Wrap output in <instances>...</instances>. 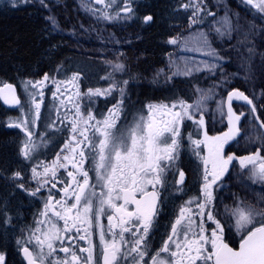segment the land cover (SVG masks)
Masks as SVG:
<instances>
[{
  "label": "snow or ice",
  "instance_id": "snow-or-ice-1",
  "mask_svg": "<svg viewBox=\"0 0 264 264\" xmlns=\"http://www.w3.org/2000/svg\"><path fill=\"white\" fill-rule=\"evenodd\" d=\"M9 2L15 8L21 0ZM22 2L29 3L30 0ZM39 2L47 7L45 0ZM95 3L108 9L116 5L117 0H95ZM243 3L260 14L264 21V0H243ZM202 4L203 0H189L181 5L185 10L192 9V23L198 22L195 18L205 10L206 6L202 7ZM120 11L133 13L130 0H124L122 8L116 13L117 17ZM103 15L105 19L113 18L107 12ZM207 15L214 16L215 13L209 11ZM49 19L55 27L54 18ZM144 19L148 22L152 17L146 16ZM216 23L220 26L215 28V32L220 37L231 38L232 32L241 28L239 23L234 28L227 14ZM260 31H264V27L251 23L243 32L239 43L246 48L248 55H242V68H246L255 55L252 40ZM177 42L178 38L168 41L170 44ZM199 43L203 55L214 61L224 59L212 47L207 34H200ZM202 64L203 69L210 72L219 67L217 63L208 61ZM114 67L117 71L124 70L121 63ZM203 69L195 68L196 71ZM193 70L188 66L183 70L177 67L172 75H190ZM105 78L111 79V74ZM49 79L45 75L43 80L23 82L29 102L35 109L34 118L31 122L19 119L8 125L20 128L28 138L21 148V155L26 160L32 159L35 147L29 123L35 125L40 117L41 104L36 102V95L43 96L42 91L32 92L29 87L40 89ZM77 80L78 76L73 75L71 81H68L77 87V101L82 96L91 100L92 97L111 96L117 91L120 99L99 119L90 106L82 110L79 102L74 103L75 116L68 121L69 136L60 152L50 164L41 161L31 168L32 180L37 182V187L27 189L24 183L17 184L29 195L35 196L45 185L51 184L52 188H56L58 183L63 182L58 177L59 169H64L71 178L70 182H64L65 187L58 189L63 193L61 198L57 199L49 190L40 213L44 219L36 221V226L29 230L28 240L24 244L17 240L27 264H264V197L255 202L241 201L237 204L230 212L234 224L231 221L228 225L222 223L213 211L216 199L214 186L228 172L233 161L238 160L240 168L248 170L246 175L252 183H264V156L260 149L241 157L225 155L224 152L225 145L238 134L236 125L244 115H237L233 111L232 101L246 102L255 114L257 108L249 96L239 89H233L227 94L228 131L220 135H209L204 130L202 109L204 100L209 98L207 94H203L194 104L183 99L170 103H149L146 114L141 112L133 117L131 123L117 127L123 112L125 89L113 81L108 88L89 89L87 93H80L75 83ZM53 82L56 90L60 91V84L64 82ZM122 83L127 85L128 81ZM0 98L6 104L20 106L21 112H24V105L12 84L3 83L0 86ZM68 100L71 101L72 97ZM61 104H65V101L61 100ZM220 111L222 116L225 115L222 107ZM197 113H201L199 119L196 118ZM256 119L259 120V117ZM185 120L192 121L199 130H203V139H193L192 133L188 134V140L194 146L193 154L202 165L200 196L190 198L180 206L170 232L161 246L152 251L150 233L160 211V188L164 187L167 174L173 169L178 173L177 184H183L185 179V173L177 166L181 127ZM54 126L55 121L49 125ZM260 128L264 129V122L260 123ZM201 146L204 151H200ZM89 160L90 169L85 168ZM38 168L43 171H38ZM90 171L95 173L94 182L89 175ZM12 178L24 180L19 171ZM70 200L72 203H69ZM193 204L198 211H193ZM101 217H106L107 227L100 222ZM59 221H63L62 226ZM8 222L10 218L5 221ZM209 222L214 225L213 228L206 227ZM229 225L235 228L240 238L238 247H232L226 241V228ZM94 235H98L99 245L92 239ZM79 241H84L87 247L79 244ZM25 244H33V247L30 249ZM58 253H63V256ZM4 260V255L0 254V264H4Z\"/></svg>",
  "mask_w": 264,
  "mask_h": 264
},
{
  "label": "flooded vegetation",
  "instance_id": "flooded-vegetation-1",
  "mask_svg": "<svg viewBox=\"0 0 264 264\" xmlns=\"http://www.w3.org/2000/svg\"><path fill=\"white\" fill-rule=\"evenodd\" d=\"M239 1L243 3V0ZM212 2L213 0H208L206 2L208 6L205 7L202 5V7L206 9L200 12L199 17L195 18L197 21H203L208 8L213 4ZM244 5L248 8V13L255 14V16H252L254 19L264 23L260 18V14L246 4ZM228 8L232 10L236 9L240 12V6L238 4H234V6L229 5ZM247 8H245V10H247ZM21 10H26L28 15L34 19H43L41 11L33 5L7 11L6 13L18 12ZM0 12H2V10H0ZM151 15L153 19L149 25H146L147 27H151L155 23V16L153 14ZM220 15L222 16V14ZM41 33L46 38L52 36L53 41L51 43L52 45L53 43L56 45L55 50H57V53L56 56L52 58L51 65L49 64V70L46 68L43 75V77L48 75L50 79L45 82L42 88L35 89L38 92L42 91L43 97H40L39 94L36 97V102L41 104L39 119L36 120L35 125L29 123V127L33 133L32 140L35 144L32 150L31 160H26L23 155H21L23 143L28 139L25 133L21 131L20 128L9 127L8 125L10 122L18 121L19 119H26L31 122L35 113L34 106L30 104V99H23L22 95H20V100L24 105V112L22 113L20 106L14 109L7 108L4 106L2 99H0V254H3L5 257L4 264H27L23 252L17 245V240H20L21 243L24 244V242L28 240L30 234L29 230L36 226V221L44 219L40 216V213L44 208L49 190L57 199L61 198L63 193L59 192L58 189L65 187L64 182H70L71 178L67 176V172H65L64 169H59L58 177L61 178L63 182L58 183L56 188H52L51 184H47L35 196L29 195L27 191L17 187V184L24 183L27 189H34L37 187V182L32 180L31 168L41 161L45 164H50L56 158L57 153L60 152L65 140L69 136L68 129L70 125L68 121L72 120L75 116L74 103L79 102L82 110L90 106L93 114L99 119L102 118V115L107 114V110L120 99L119 92L117 91L113 92L111 96H97L92 97L91 100L87 96H82L77 101L75 96L77 87H75L73 83L68 82L71 81L73 75H64L65 72H73L76 70V67L71 61L64 62L62 59L61 52L65 50V43L57 42L58 37H56V35H60L61 33H53L46 27V22ZM92 67L97 71L95 76L82 73L85 71L84 67L82 69H77L78 80L75 83L78 85L80 93H87L89 89H105L110 85L106 83L104 68L98 64H94ZM36 69H39V67ZM43 77L42 79H36V81L43 80ZM53 81L64 82L60 84V91L56 90V84ZM121 81L122 79L118 82L115 81L119 87H121L119 83ZM127 81L128 85L132 80L127 79ZM127 85L123 84V88ZM49 90H52L55 96H49ZM69 97H72L71 101L68 100ZM135 98H137L136 95H126L123 97V112L121 113L117 127L131 123L133 117L139 115L141 112L146 114L147 105L149 103H170L176 100ZM61 100L65 101V104H61ZM183 100L194 104L198 99ZM91 101H94V103ZM232 106L233 111L236 112L237 115L240 113H244V115L241 116L240 121L236 125L239 129L238 134L225 145V155L234 154L237 157L247 156L251 155L257 149H260L261 155L264 156V129L260 128V123L264 121L261 115L257 112L253 114L251 112V106L242 100L234 99L232 101ZM224 113L225 115L223 116L219 113L210 116L202 112L205 122L204 130H206L209 135H220L228 131V121L226 117L227 105ZM200 115L201 113H197L196 118L199 119ZM251 116L259 117V120H257L258 133L259 136H262V143H257L252 146L247 143L249 139L247 126L251 122ZM220 120H223L222 123ZM53 121H55V126L49 127ZM197 132H199V135H197ZM189 133H192L193 139H203V130H199L198 126L193 124L192 121L185 120L181 127L180 158L177 163L179 169L185 173V179L183 184H177L178 173L173 169L167 174L164 187L160 188V211L156 218L155 227L150 233L152 251H155L161 246L162 241L170 232V226L176 219L180 206L190 198L200 196L202 165L193 154L194 146L191 145L188 140ZM200 151H204L203 146H201ZM85 168H91L90 160L85 163ZM37 170L43 171L42 168H38ZM17 171L24 177L23 181L12 178L13 174ZM247 171V169H241L239 161L235 160L232 165L229 166L228 172L218 181V184L214 186V195L216 199L214 201L215 207L213 211L217 214L218 218L221 219L222 223L226 225L229 224V221H231V224H234L230 212L237 204L241 201L250 203L249 190L251 187H254L256 183L254 184L248 179L246 175ZM89 175L94 182L95 173L90 171ZM78 179H80V177H78ZM96 190L97 192L100 191L99 188ZM69 203H72V201L70 200ZM191 207L193 211H198L194 204ZM8 218H10V222L5 223ZM52 219L55 220V217H52ZM100 222L107 227L106 217H101ZM58 223L62 226L63 221H59ZM206 227L213 228L214 225L209 222L206 224ZM93 231L95 232L97 230L93 229ZM92 239L99 245L98 235H94ZM239 239L235 228L229 225V227L226 228V241L230 246L238 247ZM79 244L87 247L84 241H79ZM25 246L31 249L33 244H25ZM58 255L63 256V253H58Z\"/></svg>",
  "mask_w": 264,
  "mask_h": 264
},
{
  "label": "rangeland",
  "instance_id": "rangeland-1",
  "mask_svg": "<svg viewBox=\"0 0 264 264\" xmlns=\"http://www.w3.org/2000/svg\"><path fill=\"white\" fill-rule=\"evenodd\" d=\"M207 1L203 0L202 5L208 6ZM233 1L235 5L240 6V12L228 8L229 5L234 6ZM188 2L189 0H130L133 13L127 14L120 11L119 17L116 16V13L122 8L124 0H117L116 5L108 9L94 1L86 0H45L47 7L41 5L39 0H30L29 3H23L21 0L15 8L11 7L9 0H0V10L7 12L33 5L41 11L46 27L53 33H61L56 37H58L57 42L65 43V50L61 52L62 59L64 62L71 61L75 64L76 70L70 73L65 72L64 75H77V69L84 67L85 71L82 73L95 76L97 71L92 66L98 64L104 68L105 77L111 74V79L105 78L107 85L113 81L118 82L122 77L128 75L136 78L137 76L148 78L152 83L159 85H173L177 80L182 79L189 86L186 89L187 95L183 96L184 99L199 100L203 94L209 96L203 102L202 112L210 116L215 113L221 114V107L225 112L227 94L233 89L239 88L253 100V104L257 108L256 112L261 115L264 121V31H260L252 40L256 52L246 68L241 67L242 55L246 57L248 53L246 48L239 43L249 24L255 23L264 27V23L254 19L252 16L255 14L248 13V8L239 0H213L214 5L211 4L207 13L213 12L215 13L214 16L206 13L203 21L189 24L187 27H185L186 23H182L180 33L176 36L178 42L171 44V50H167L163 65L150 66L148 64V55L141 48L144 41L143 30L147 28L144 19L147 12L157 11L159 14L158 21L161 25L172 29L180 25V21L192 16L191 8L185 10L181 7L182 4ZM90 9H100V11L94 12ZM104 12L113 18L105 19ZM226 14L231 19L234 28L237 23L241 25L239 31L232 32L231 38L228 36L220 37L215 32V28L220 26L216 22L225 17ZM199 16L200 13L197 17ZM49 17L54 18L55 27ZM156 22L153 25H157ZM202 33L208 35L212 47L224 58L223 60L214 61L201 53L199 37ZM46 39L53 41L52 36ZM165 41L168 39L166 38ZM248 46L251 47L252 45ZM56 53L57 50L54 49L53 57L56 56ZM52 58L49 60L51 61ZM203 61L217 63L219 67L210 72L203 69ZM117 63L124 65L123 71L115 69L114 66ZM185 66L194 69L190 75H172L177 71V67L183 70ZM196 67L203 70L196 71ZM39 73V69L17 73L15 82L20 88L23 99H30L25 92L23 82L28 80L35 82L39 76V79H42L45 71L42 75ZM169 76H171L170 80L168 79ZM246 76L248 79H245ZM124 80L127 79L124 78ZM123 81L119 82L121 87H123ZM3 83L5 82H1L0 86ZM130 85L129 83L124 88V96L136 95L137 98L135 99H142L138 93L139 79L138 84L134 85L132 89H130ZM29 90L38 93L30 87ZM48 95H53L52 90H49ZM164 99L179 98L177 94L172 96L167 94ZM222 121L220 120L221 123ZM257 124L256 117L251 116V122L247 126L249 136L247 143L250 146L262 143V136H259ZM249 197V202H255L264 197V183L258 182L254 187H251Z\"/></svg>",
  "mask_w": 264,
  "mask_h": 264
},
{
  "label": "trees",
  "instance_id": "trees-1",
  "mask_svg": "<svg viewBox=\"0 0 264 264\" xmlns=\"http://www.w3.org/2000/svg\"><path fill=\"white\" fill-rule=\"evenodd\" d=\"M149 14H153L155 16V22L157 21V25H152L151 27H147L143 30L144 41L141 45V48L146 51L148 55V64L150 66L163 65L165 61L164 57L166 56L167 50L169 49L165 39H168V36L170 35L177 36L180 33L182 24L171 29L167 26L161 25V23L158 21L159 14L157 11H150L147 13V15ZM189 24H193L191 19L186 21L185 27H187ZM44 27L45 22L43 19L37 20L32 18L30 15H28L26 10L12 13L0 12V39L2 40L0 41V68L2 67L0 69V83L6 81L15 82L17 73L25 72L26 70H34L39 67V75H42L46 68L47 70L49 69V64L51 62L49 59L53 57L52 53H54L56 45H54V43L52 45L51 41L47 40L46 37L41 33ZM22 39H24V41ZM16 70H18L17 73ZM13 78L15 80H12ZM138 79V93L140 96H142V99H150L154 96L164 99L167 97V94L170 96L177 94L179 99H184L183 96L187 95L186 89L189 87L182 79L177 80L173 85H159L157 83H152L148 78L138 77Z\"/></svg>",
  "mask_w": 264,
  "mask_h": 264
},
{
  "label": "bare ground",
  "instance_id": "bare-ground-1",
  "mask_svg": "<svg viewBox=\"0 0 264 264\" xmlns=\"http://www.w3.org/2000/svg\"><path fill=\"white\" fill-rule=\"evenodd\" d=\"M148 13V12H147ZM4 33H6V32H4ZM3 34V33H2ZM7 34V33H6ZM28 34V33H27ZM10 35V34H9ZM14 35H15V33H14ZM22 35V34H21ZM25 35V34H24ZM17 36V35H16ZM19 36V35H18ZM27 36V35H26ZM12 37V36H11ZM30 37H32V36H30ZM29 37V38H30ZM1 38V37H0ZM19 38V37H18ZM23 38H25V37H23ZM4 40H6V39H4ZM20 40V39H19ZM23 41H24V39H22ZM0 41H2L1 39H0ZM27 41V40H26ZM11 43V42H10ZM25 44V43H24ZM13 45V44H12ZM26 45V44H25ZM27 46V45H26ZM21 48V47H20ZM41 48V47H40ZM46 51H48V50H46ZM49 52V51H48ZM45 53V52H44ZM15 54H16V52H15ZM28 54V53H27ZM32 54V53H31ZM50 54V53H49ZM3 55V54H2ZM35 55V54H34ZM46 55H47V53H46ZM7 56V55H6ZM10 56H11V54H10ZM9 57V56H8ZM24 57H25V55H24ZM22 58V57H21ZM18 59V58H17ZM24 59V58H23ZM31 59V58H30ZM34 60V59H33ZM6 61V60H5ZM19 61V60H18ZM7 62V61H6ZM26 62V61H25ZM38 62V61H37ZM9 63V62H8ZM17 63V62H16ZM2 64V63H1ZM34 64V63H33ZM6 66V65H5ZM24 66H26V65H24ZM9 67V66H8ZM2 68V67H1ZM0 68V69H1ZM4 69V68H3ZM11 69V68H10ZM26 70V69H25ZM33 70V69H32ZM1 71V70H0ZM7 71V70H6ZM9 71V70H8ZM11 71V70H10ZM17 71L18 70H16V73H17ZM1 73V72H0ZM4 73H5V70H4ZM11 73V72H10ZM33 73V72H32ZM36 73V72H35ZM7 74V73H6ZM25 74H27V73H25ZM12 75V74H11ZM18 75V74H17ZM30 75V74H29ZM32 75V74H31ZM2 76H3V74H2ZM21 76V75H20ZM23 76H24V74H23ZM39 76V75H38ZM13 77H14V75H13ZM34 77V76H33ZM28 78H29V76H28ZM39 78H40V76H39ZM11 79V78H10ZM12 80H15L14 78L12 79ZM5 81V80H4ZM21 95V94H20Z\"/></svg>",
  "mask_w": 264,
  "mask_h": 264
},
{
  "label": "water",
  "instance_id": "water-1",
  "mask_svg": "<svg viewBox=\"0 0 264 264\" xmlns=\"http://www.w3.org/2000/svg\"><path fill=\"white\" fill-rule=\"evenodd\" d=\"M87 1H92V0H87ZM152 17V16H151ZM153 18V17H152ZM151 21H148V22H146V23H150ZM10 84H12L14 87H15V89H16V95H17V97L19 98V99H21L20 98V95H19V90H18V87H17V85L16 84H14V83H10ZM2 99V98H1ZM2 101H3V103H4V105L7 107V108H11V109H13V108H17L18 106H14V105H11V104H6L5 102H4V100L2 99Z\"/></svg>",
  "mask_w": 264,
  "mask_h": 264
}]
</instances>
